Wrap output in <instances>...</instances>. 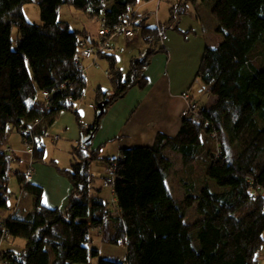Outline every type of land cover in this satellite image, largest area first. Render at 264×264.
<instances>
[{
	"label": "trees",
	"instance_id": "obj_1",
	"mask_svg": "<svg viewBox=\"0 0 264 264\" xmlns=\"http://www.w3.org/2000/svg\"><path fill=\"white\" fill-rule=\"evenodd\" d=\"M138 1L0 0V244L6 238L25 242L18 253L0 251L1 264H49L50 256L52 264H88L98 257L96 249L87 247L93 229L104 232L106 243L119 246L121 241L126 248L125 262L102 258L97 264H259L264 248V66L254 64L253 52L264 49V0H209L213 32L222 41L204 48L196 79L215 102L202 105L198 120L182 119L175 137L158 134L150 147L125 149L116 160L104 159L115 168L111 209L91 195L102 188L93 185L90 172V163L99 159L82 145L71 151L69 171H61L71 185L63 210L43 206L42 189L26 179L29 165L43 162L41 139L58 115L78 117L74 104L84 97L86 79L75 56L82 42H100L99 26L95 42L60 22L59 9L71 7L97 23L103 16L110 31L122 24L140 29L147 49L129 62L125 75L110 53L123 52L111 46L113 40L110 50L98 54L97 60L107 64L112 87L110 93L95 91L96 109L102 103L105 110L128 89L145 88L143 71L152 55L164 52L159 35L166 36V28L157 9L161 0L153 28L143 24L151 18L146 13L143 19L133 12ZM30 4L39 8L40 25L24 18L22 9ZM184 13L183 6L177 15ZM13 28L18 31L15 49ZM102 115L87 130L80 127L81 139L96 132ZM12 132L20 135L25 150L28 140L38 142L23 173L12 172V165L20 162L8 144ZM202 136L214 144V152L205 149ZM167 151L176 153L185 168L198 162L203 170V183L186 189L181 200L173 199L165 186L172 167ZM10 176L20 196L31 195L32 203L22 213L15 198L17 205L4 217ZM193 206L199 218L185 223Z\"/></svg>",
	"mask_w": 264,
	"mask_h": 264
},
{
	"label": "crops",
	"instance_id": "obj_2",
	"mask_svg": "<svg viewBox=\"0 0 264 264\" xmlns=\"http://www.w3.org/2000/svg\"><path fill=\"white\" fill-rule=\"evenodd\" d=\"M63 8L65 7H61L58 11V20L60 12ZM155 9H150L142 13L134 10V13L138 16H142L141 18L144 19L145 13L151 12ZM62 12L61 14H63ZM70 12L79 18H83V16L87 17V14L78 10L75 12ZM59 21L65 23L70 30L76 31L71 28L69 23L62 21V19ZM156 22L157 21L155 20L154 27L156 26ZM91 24L93 23L91 22ZM143 24L145 25V21ZM199 24L200 32L202 33L205 45H208L206 42L208 43V41L211 40L214 41L213 45H218L222 41V36L213 32L215 24L212 19L208 20L204 18L202 20L199 17ZM86 25L87 24L83 23L82 31L78 30L77 32H83L84 35H87L89 38H91V40L96 42V40H98V29H96V33L93 36L90 34V32L85 30ZM190 33L195 32L191 31ZM120 37H122L127 43L131 42L129 46L133 47L136 43L135 40H132L133 37L130 40H127L122 35H120L115 41V46H117L119 49H121L118 44ZM170 39L166 35V40L162 43L164 49V52H162V54H164L162 55L163 57H158L157 53L152 55L148 66L143 71V78L146 80L145 88L140 89L139 87L134 86L128 89L119 99L111 103L105 109L104 114L99 121L96 132L91 135L92 137L90 140V145L86 147L89 151L97 153V158L99 159L90 163V172L94 175V179L98 178L97 175H99L101 178L105 175L107 164L104 162V159L116 160L120 157V152L125 149L133 147H150L154 144L158 134H162L167 137H175L179 131L183 119L182 111L185 109L187 103L183 97V94H188L190 98L193 99L192 101L195 102L194 96L197 94L191 93V84L188 82L190 78L185 76L181 77L180 79L178 76L173 80L169 76V72H167L169 59L170 62L173 60L172 49L174 42H172V39ZM142 51L143 47H138V56L135 55V53H132L130 58L126 59L131 61L132 59L139 57ZM124 52L125 51L123 50L122 53ZM98 63L99 60L95 62H92V60H84L82 62L84 67L83 76L85 77L86 81L89 79L91 80L93 76L97 75L96 73L98 71L96 68H99ZM106 69L107 65L103 66L105 75ZM122 74L125 75L123 72ZM107 81L110 83L108 77ZM97 89L101 88L98 87L93 89V94L91 96L92 102H95V91ZM111 90V84L104 87L103 90L101 89L102 92L108 93H110ZM208 98L213 97L208 96ZM214 102V98L213 100L208 99V101H206V105L211 106ZM74 110L78 117H75L69 112L60 113L54 124L48 129L46 136L41 139V144L44 146V154L45 143L48 141V143L51 145H58V147L69 151L70 157L71 151L81 145L80 127H82L84 130H87V128L93 124L96 116V107L95 103L86 104V102L81 99L74 104ZM10 147L16 152V156L20 160V162L14 164L16 165L17 170H12V172L23 173L28 167L29 156L23 154L24 147L22 143L20 147ZM41 165L42 162L35 163V165L32 163L31 175L28 179V183H31L42 189L41 203L43 206L50 209L63 210L67 204V200L71 192V185L69 180L61 173V171H69L70 162L68 166H58L59 168H56L55 171H47L41 167ZM93 168L95 169V172L93 171ZM95 182L98 183V186L96 183L93 185L100 188L101 180H97ZM91 195L95 198L101 199L105 203L103 197L101 196V190L95 192L92 191ZM110 195H112L111 192ZM17 198L20 199L17 207L18 210L22 213L29 211L32 203L31 195L22 192L21 196L19 193V197ZM16 205V201L13 200L12 203H9L8 200L9 211H6V215L4 217L10 215ZM103 233L97 229L91 230L90 242L88 243L87 247L88 249H96L98 251V257L90 259L88 264H97L98 259L102 258L121 260L123 256H126V248L120 245L115 246L106 243L105 240H103ZM2 243H5V247L2 249V244H0V251L10 250L14 251L15 253H18L15 250L16 248H19L22 251L25 245L23 240L11 238H6V240H4ZM52 260L53 258L50 256L49 264H52Z\"/></svg>",
	"mask_w": 264,
	"mask_h": 264
},
{
	"label": "rangeland",
	"instance_id": "obj_3",
	"mask_svg": "<svg viewBox=\"0 0 264 264\" xmlns=\"http://www.w3.org/2000/svg\"><path fill=\"white\" fill-rule=\"evenodd\" d=\"M157 6L156 1L151 0L149 3H145L144 1L140 0L137 2L135 6V11H139L140 13L146 12L150 9H155ZM185 7V13L181 16L177 14L180 12L182 7ZM65 8L62 9V13L60 12L59 20L65 21L70 24L71 28L76 31H82L83 27L82 24H87L85 30L90 32L91 35L94 36L96 33V29H98V23L95 19H90L88 16H83V18H79L74 16L70 11H77L73 10L71 7L63 6ZM158 20L160 23L166 28L165 34L172 39L173 44V60L169 59V65L167 67V72H169V76L171 79H176L178 76L185 77L189 79V84H191V93L197 94L194 96V101L197 102L200 106L205 105L208 99L213 100V98H208V96L201 91V83L199 79H196V73L199 69V65L201 62L203 48L205 46H217L213 45L214 41H208L204 44V39L202 37V33L200 32V24H199V17L203 20L211 19L210 14V2L209 0H196L192 2L190 0H161L158 4ZM24 18L27 22L32 24L40 25V15H39V8L35 4L25 5L23 7ZM134 12V11H133ZM172 12V15H171ZM79 13V12H76ZM83 15V14H81ZM173 16V23L166 26L168 22ZM91 22L93 24H91ZM155 20L152 18L145 19V25L148 27H154ZM153 25V26H150ZM134 35L132 40H135V45L129 46L131 42L127 43L122 37L119 38L118 44L120 48H123L125 51L124 53H119L115 51H110L111 54L115 55L117 66L118 68L126 74L129 68L130 60L126 58H130L132 53L138 56V47H143V51L141 53H145L146 46L141 38L140 29L135 28ZM191 31L195 33H190ZM12 39H13V49L16 47L15 40L18 38V31L16 28L12 30ZM118 38V37H117ZM115 38L111 46H115ZM170 39V40H171ZM137 44V47H136ZM199 46V47H198ZM118 48V47H117ZM199 48V50H198ZM158 57H163L162 52L157 53ZM187 55V56H186ZM253 62L256 65L264 66V49L261 47H257L253 52ZM99 68L97 67V75L93 76V78L86 81V89L84 93V97L82 98L86 104L92 102L91 96L93 94L94 88H101L102 90L104 87L109 85L110 83L107 81V75H105V70L103 71V66L107 65L105 61L99 60ZM107 71V70H106ZM48 141V140H45ZM49 142V141H48ZM48 142L45 143V154L43 158V162L41 167L45 170H54L59 167L68 166L69 162L71 161V157L69 151H66L60 147L54 146L49 144ZM201 142L204 145L206 150L210 152H214L215 146L214 144L205 136H202ZM10 146H17L20 147L21 145V137L18 133L12 132L10 134V138L8 141ZM51 146V147H50ZM24 155H28L27 152L23 151ZM167 158L171 161L172 167L167 173V178L165 182V186L167 188L168 193L170 196L175 200H181L185 194L186 189H197L203 183V170L201 165L198 162H194L191 168H185L180 161L179 156L173 152H166L165 153ZM35 165V163H34ZM59 166V167H58ZM12 170H17L16 165H12ZM95 169L93 168V171ZM95 172V171H94ZM97 180H101V177L97 175ZM98 186V183L95 182ZM8 191H9V203L15 201V198L19 197V189L17 187V182L13 176H10L8 181ZM101 196L105 203H109L107 206L111 209L112 202V195H110L109 189H101ZM25 197V196H24ZM198 215L195 214V206L190 208L186 213L185 223L192 224L198 220ZM20 240V239H19ZM1 248L4 249L5 243H1ZM17 252L21 250L19 248L15 249ZM259 264H264V248L258 255ZM1 264V263H0Z\"/></svg>",
	"mask_w": 264,
	"mask_h": 264
},
{
	"label": "built area",
	"instance_id": "obj_4",
	"mask_svg": "<svg viewBox=\"0 0 264 264\" xmlns=\"http://www.w3.org/2000/svg\"><path fill=\"white\" fill-rule=\"evenodd\" d=\"M101 1L104 2V0ZM154 1L159 2L160 0H154ZM156 16H157L156 9L146 13V17H156ZM98 26H99L98 35L100 38L99 45L91 46L86 44L85 42H82L81 48L76 53L75 62L78 66V69L81 71L84 70L81 61L83 60H92V62L97 61V57L99 53L110 50V45H109L110 40H114L119 35H123L126 39H130L133 36V31L128 24L119 25L115 27L113 31H110L106 26L103 16L99 18ZM159 38L161 42L166 40V36L164 34H160ZM119 51L122 52V49H120ZM183 97L187 101V103L185 109L182 111V118L190 121L198 120L202 111H204V106H200L198 103L190 101V97L188 94H183ZM26 135L30 136V132L26 133ZM37 143L38 142L35 139L27 141L25 151L27 152L29 157H31L32 155L33 145H36ZM8 158L12 159L9 155ZM30 175H31V165H29V170L26 174L27 180L30 178ZM114 179H115V168L107 167L105 175L101 178V187L104 189H109V191L112 193L113 192L112 185L114 184ZM112 202H114V200H112ZM119 245L124 247V243L121 241L119 242ZM121 261L125 262L126 257L123 256L121 258Z\"/></svg>",
	"mask_w": 264,
	"mask_h": 264
},
{
	"label": "water",
	"instance_id": "obj_5",
	"mask_svg": "<svg viewBox=\"0 0 264 264\" xmlns=\"http://www.w3.org/2000/svg\"><path fill=\"white\" fill-rule=\"evenodd\" d=\"M104 111H105V110H104V105H103L102 103H99V104L97 105V109H96V113H95V115H96L97 117H100V116L104 113ZM91 137H92L91 135L83 137V138L80 140L81 145L84 146V147L89 146V145H90Z\"/></svg>",
	"mask_w": 264,
	"mask_h": 264
}]
</instances>
